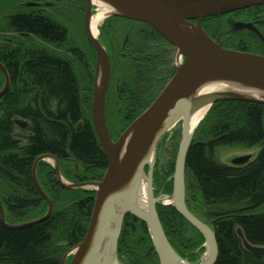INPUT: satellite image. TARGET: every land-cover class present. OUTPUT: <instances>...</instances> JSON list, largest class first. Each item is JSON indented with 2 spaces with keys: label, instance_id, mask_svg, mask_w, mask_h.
Returning a JSON list of instances; mask_svg holds the SVG:
<instances>
[{
  "label": "trees",
  "instance_id": "obj_1",
  "mask_svg": "<svg viewBox=\"0 0 264 264\" xmlns=\"http://www.w3.org/2000/svg\"><path fill=\"white\" fill-rule=\"evenodd\" d=\"M78 2L84 4L85 0ZM242 13L264 23V5L238 12ZM224 15L203 20L207 33L215 36L226 32L220 27ZM117 21L124 22L125 28L132 26L125 45L118 47L117 38H107L113 43L114 56L117 50L123 53L119 56L123 83L112 120L118 127H127L155 100L175 66L169 59L173 46L159 32L148 24L122 17H109L105 25L113 29L111 25ZM10 27L39 34L53 44L68 40V29L51 18L48 21L18 14L11 17ZM252 34L231 33L224 46L264 55V44L253 40ZM250 40L254 42L250 46L259 50L247 47ZM5 57L12 84L0 106V199L6 220L19 224L46 212V200L32 176L38 156L53 154L60 160L75 161L77 164H61L64 174L75 183L102 179L108 160L91 112L90 116L89 111L86 113L81 86L69 59L27 48L15 49ZM2 83L0 73V86ZM17 116L31 122L30 135L15 133L12 119ZM80 121L83 125L77 131ZM21 139L26 142L20 143ZM221 147H257L259 151L249 163L232 165L218 158ZM174 168L175 162L171 172ZM38 170L52 197L53 212L44 221L21 229L5 227L0 218V264H63L65 253L86 235L95 192L62 187L49 164H39ZM169 173L159 178L161 172L155 169L154 182H164ZM186 184L188 207L197 214L190 205L194 202L202 211L200 218L206 216L213 221L219 245L215 264H264V257L247 250L237 233L241 227L250 243L264 246V104L218 101L211 106L188 153ZM167 185L173 191L172 179ZM157 210L173 247L182 257L190 255L195 261L203 250L196 252L205 241L203 235L173 206L160 204ZM118 253L128 264L159 261L146 224L132 215L125 218Z\"/></svg>",
  "mask_w": 264,
  "mask_h": 264
},
{
  "label": "water",
  "instance_id": "obj_2",
  "mask_svg": "<svg viewBox=\"0 0 264 264\" xmlns=\"http://www.w3.org/2000/svg\"><path fill=\"white\" fill-rule=\"evenodd\" d=\"M113 8L109 17H122L148 24L159 32L176 50L175 72L155 100L114 140L106 118V101L111 76L110 54L99 36H94L91 20L93 0H86L85 33L96 51V68L92 97V121L99 141L107 156V168L102 179L71 183L64 179L52 154L38 156L33 164L34 184L48 203L47 212L36 219L11 224L0 199L2 224L10 229H21L47 219L53 212V201L43 189L37 176L41 161L51 164L58 182L70 190H92L95 200L89 227L84 239L68 252L71 259L63 264H122L118 244L127 215L143 221L149 231L157 263L152 264H215L219 245L213 221L195 215L186 203V162L197 126L192 128L194 115L204 107L218 101H243L264 104L262 97L238 91L200 93L208 82L234 81L264 92V55L230 49L213 39L203 28V20L221 16L253 6L264 0H100ZM105 18V19H106ZM233 30L249 29L264 40L263 33L252 22L235 21ZM183 58V60H182ZM5 84L2 96L10 86V77L0 62ZM207 111V112H208ZM207 114V113H206ZM17 124L25 125L22 119ZM178 123L182 124L181 143L178 149L172 195H156L154 187V159L162 137ZM252 154L236 156L232 165L252 161ZM148 172L146 173V169ZM146 186V205L139 204L140 190ZM167 200V201H166ZM173 206L204 237L207 254L194 262L190 255L182 257L169 241L157 210L158 205ZM237 233L245 248L264 257V246L250 243L241 227ZM198 252V250L196 251Z\"/></svg>",
  "mask_w": 264,
  "mask_h": 264
},
{
  "label": "rangeland",
  "instance_id": "obj_3",
  "mask_svg": "<svg viewBox=\"0 0 264 264\" xmlns=\"http://www.w3.org/2000/svg\"><path fill=\"white\" fill-rule=\"evenodd\" d=\"M49 5H52L51 7V12H52V17L53 19L57 20L58 22L62 23L65 27H67L69 31V36H68V42L66 44H76L77 46L82 48V53L85 55L83 63H77L74 62V68L81 86L82 90V97L84 99V106L86 109V113L88 114L89 111V116L91 112V118H92V97H93V86H94V77H95V68H96V51L93 48V46L90 44V42L87 39L86 33H85V26H84V18H85V11H86V0L83 3L77 2L75 0H64L60 2H56V0H49ZM17 9H25L23 6L17 4L15 5L14 0H0V42L8 41L9 38L12 36L10 34H6L8 30L7 26V16ZM97 11V6L94 5V10L93 13H96ZM247 19L246 15L244 13L241 14V16H236V19ZM108 18L104 19L103 22L99 26V37L101 41L108 45V39L105 38L104 36L107 35V37L110 38V36H113L116 39V44L117 46H121L123 42H125V37L127 34V27L125 28L124 22H114L112 23L111 27L113 29H110V27H106L105 21ZM234 20V19H233ZM232 19L231 18H224L220 24L221 29H225L226 32L221 33V34H216V38H220L227 43L229 41V36L231 33H248V31H233L232 29ZM137 27V24H135ZM134 27V26H133ZM204 28V26H203ZM205 29V28H204ZM263 33H264V28ZM206 31V30H205ZM207 32V31H206ZM103 34V36H102ZM110 36H109V35ZM253 40H258L261 43L264 44V40L262 41L258 36H255L252 34ZM107 39V40H106ZM36 41V40H35ZM37 43V42H36ZM250 45H254V42L251 40L249 41V44L247 47H250L251 50H259V48L251 47ZM240 47H244V45H240ZM68 48V47H67ZM107 48V47H106ZM108 50V49H107ZM117 54L113 57L112 60V65H111V80L109 82V89L107 93V108H106V118H107V124L110 130V133L113 137L114 140H117L123 132L134 122V120H131L132 122H129L128 126H116L114 123L113 114L115 113V104H116V98L118 95L121 93V86L123 83L122 76L120 74V69H119V56L121 55V51L117 50ZM121 57V56H120ZM171 59V64L172 66H176L177 63V50L173 47L172 49V54L169 57ZM1 87V86H0ZM151 88H153L151 86ZM89 93H90V100L89 98ZM89 100V102H88ZM143 102V101H142ZM88 104V105H87ZM89 107V108H88ZM131 119V118H130ZM129 119V120H130ZM128 120V121H129ZM203 120V119H202ZM110 121V122H108ZM201 123V122H200ZM199 123V124H200ZM199 126V125H198ZM197 126V128H198ZM196 128V130H197ZM20 130L18 129L17 132ZM20 133V132H19ZM181 133H182V124L178 123L176 126H174L172 129H170L160 140L159 145L157 147V151L155 154V159H154V170L158 169L161 174L159 176L162 177L163 175H167L168 172L169 175L167 176V179L161 181V179L158 180V182H154V187H155V194L156 195H172L173 191L168 190V185L169 181L172 179V176L174 174V170L171 172V165L173 162L176 161L178 149L181 143ZM196 133V131H195ZM195 136V134H194ZM25 139H21L20 143H25ZM259 149L257 147L252 148V149H243L239 147H221L218 149V158L227 164H231L232 159L236 156L244 155V154H252L255 156L258 153ZM49 163V165L53 168L51 164H54V161H46ZM57 164H59L57 160ZM60 166V171L62 173V176L64 179L71 183H75L73 180L68 178L64 172L62 165L59 164ZM54 169V168H53ZM75 169L77 170L78 167L76 165ZM175 169V168H174ZM55 171V170H54ZM148 172V168L146 169V173ZM56 173V172H55ZM167 173V174H166ZM37 176L39 179L40 184L42 185L43 189L45 192L48 194V196L52 199L50 196L49 192L47 191L46 187L44 186V183L42 182V173L39 172L37 168ZM91 181H97V180H91ZM88 182V181H84ZM173 183V180H172ZM61 185V184H60ZM70 190V189H69ZM79 190H85V189H79ZM188 193H187V185H186V203L188 200ZM53 201V200H52ZM3 203V202H2ZM191 207L194 211H196L198 217H200L202 214V211H199L197 204L191 201ZM54 206V205H53ZM196 206V207H195ZM190 209V208H189ZM48 210V203L46 201V212ZM191 210V209H190ZM192 211V210H191ZM45 212V213H46ZM200 215V216H199ZM205 217V221L208 222L209 219ZM193 231H189V234L192 235ZM205 241L203 244L197 249L198 252L202 250V253L199 254L200 256H205L207 254L206 247L204 246ZM72 249V247L65 253L63 256V259H66V263H68L71 259V256L68 254V252ZM196 250V251H197ZM199 257L194 261L196 262ZM120 258V257H119ZM122 264H128L126 259L122 260L120 259Z\"/></svg>",
  "mask_w": 264,
  "mask_h": 264
},
{
  "label": "flooded vegetation",
  "instance_id": "obj_4",
  "mask_svg": "<svg viewBox=\"0 0 264 264\" xmlns=\"http://www.w3.org/2000/svg\"><path fill=\"white\" fill-rule=\"evenodd\" d=\"M15 1H16L15 5L19 4V5L23 6V8H25V9L21 10V9L15 8V10L13 12H11L6 17L7 21H8L7 22L8 30H7L6 34H10L12 37L9 38L8 41H5V43L2 42V41L0 42V62L4 65V67L6 68L8 74H9L10 86L12 84V77H11L10 71L8 70V68H7L6 64H5V60H6L5 56L8 53H11L12 51H14L15 49L16 50L17 49L20 50L22 48H27V49H29L31 51L40 50V51H45V52H48V53H54V54H56V55H58L60 57L68 58L69 61L72 63L73 68H74V62L83 63L85 55L82 53V48L77 46L76 44H66L68 42V40L64 41V42H61V43H54L53 44L49 40H45L44 38L42 39L39 36V34L30 32V31H16V30H13L10 27V19H11V17H13L14 15H18V14H26V15H29L30 17H33V16L41 17L44 20H48V21L50 20V18L53 19L52 12H51L52 5H49V3H50L49 0H15ZM60 1H64V0H56V2H60ZM75 1H77V0H75ZM78 1H80V0H78ZM239 11H241V10L226 14L224 16H225V18H227V17L231 18L232 21H233L232 24L235 21L252 22L263 33V29L262 28L264 27V23L261 24V21L263 22V20H261L259 18L243 19V17L241 19H236V16L237 17L241 16V15L238 14ZM53 20L55 22L61 24L63 27H65L62 23L58 22L57 20H55V19H53ZM127 27H128L127 31L130 32L132 30L131 24H130V26L128 25ZM65 28H67V27H65ZM233 31H249V32L255 34L256 36H258L256 33H254L253 31H251L249 29L233 30ZM209 35L211 36L212 34H209ZM263 35H264V33H263ZM68 36H69V34H68ZM104 37L105 38H109V37H107V35H105ZM211 37L213 39L217 40V41H220L222 43V45L224 46V42H223L222 39L216 38L213 35ZM125 39L127 40V36L125 37ZM126 40L123 43V45H125ZM106 47H107L108 52L110 54V61H111V65H112V60H113V57H114V54H113V43H110L108 41V45L106 44ZM74 71H75V68H74ZM0 73H1V75L3 77V83H2V85L0 87V90H1L3 88V86H4V84H5V76H4V74H3V72L1 70H0ZM75 74H76V71H75ZM76 76H77V74H76ZM110 80H111V76H110ZM10 86H9V88H10ZM9 88H8V90H9ZM8 90L2 96H0V106L2 105L3 98H4L5 94L8 92ZM106 108H107V101H106ZM17 119H22L24 122H26V124L25 125L17 124L16 123ZM12 120H13V123H14V126H15V133L16 134H18L20 132L19 134L20 135L22 134L23 136L30 135L31 122L28 119H25L23 117L17 116V117H14ZM82 125H83V121L78 122V124L76 126L77 131H81ZM18 129L20 130L19 132H17ZM22 132H24V134ZM57 160H58L59 164H77L73 160L65 161V160H60L58 158H57ZM39 164H49V163L46 162V161H41Z\"/></svg>",
  "mask_w": 264,
  "mask_h": 264
},
{
  "label": "bare ground",
  "instance_id": "obj_5",
  "mask_svg": "<svg viewBox=\"0 0 264 264\" xmlns=\"http://www.w3.org/2000/svg\"><path fill=\"white\" fill-rule=\"evenodd\" d=\"M94 4L97 6L96 13L93 14L91 20V28L94 36H99V26L103 22V20L113 12V8L109 7L108 4L100 1V0H93ZM238 91L244 94L255 96V97H262L264 92L258 89H253L246 85L240 84L234 81H225V80H217L205 83L201 89L200 93H208L214 91ZM208 111V107H204L203 109L199 110L192 119V128L195 127L206 115ZM167 201V200H166ZM147 203L146 201V186L143 185L142 189L140 190L139 196V204L145 206Z\"/></svg>",
  "mask_w": 264,
  "mask_h": 264
},
{
  "label": "built area",
  "instance_id": "obj_6",
  "mask_svg": "<svg viewBox=\"0 0 264 264\" xmlns=\"http://www.w3.org/2000/svg\"><path fill=\"white\" fill-rule=\"evenodd\" d=\"M182 60H183V58H182Z\"/></svg>",
  "mask_w": 264,
  "mask_h": 264
}]
</instances>
